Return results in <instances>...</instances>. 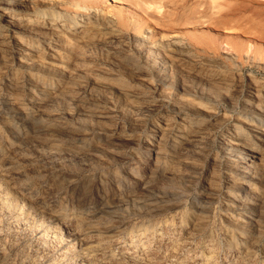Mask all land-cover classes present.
Wrapping results in <instances>:
<instances>
[{
  "label": "rangeland",
  "instance_id": "374dc122",
  "mask_svg": "<svg viewBox=\"0 0 264 264\" xmlns=\"http://www.w3.org/2000/svg\"><path fill=\"white\" fill-rule=\"evenodd\" d=\"M23 1L33 10L34 23L30 24L44 31L42 39L23 36L25 43L33 42L44 52L52 50L55 64L61 63L64 67H70L77 57L82 72L73 79L72 87L95 89L99 108L111 118L125 120L124 126L134 140L117 149L118 153L106 147L110 152L123 155L109 160L104 170L109 168L123 174L139 163L143 168L152 158V152L148 154L145 150L153 140L164 142L156 151L164 153L165 166L191 162L194 167L187 171L189 179L167 177L158 169L149 173L154 178L145 186L143 196L168 201L145 214L139 213L129 200L121 205L114 201L117 208L110 210L109 196L117 188L100 181V169L59 160L58 167L72 180L71 188L78 199L75 201L89 209L79 211L70 205L67 197L62 198V190L54 188L50 173L41 168L42 162L49 160L41 155L37 136L51 128L39 120L5 115V99H19L27 104L29 97L37 100L45 97L37 88L42 83L35 81L36 73L31 75L34 70L11 66L0 82V264H52L69 244L74 256L85 245L80 237L73 235L72 228H58L55 216L58 215L60 221L76 223L75 228L82 231L92 227L86 224L88 221L80 223L87 213L105 214L99 217L116 225L113 236L120 237V245L127 249L137 253L156 249L163 256L161 264H264V206L255 203L252 196V192L264 185V172L260 166L252 168L250 174L232 172L226 166L228 156L220 148V139L230 136L229 129L234 128L264 152V134L259 136L264 127L244 117L240 110L242 100L249 93L244 88L259 81L264 83V0ZM7 14H3V19ZM91 26H98L101 33L116 34L119 42L113 45L123 53H113L108 46L90 44L85 36L75 38L80 30ZM145 48L167 63L172 59L173 68L178 70L197 63L223 70L225 83L216 85V95L209 87H204L198 97L183 94L161 83L150 67L140 63L144 61ZM122 54L140 64L141 72H131L127 65L119 63L117 57ZM2 71L0 68V78L4 75ZM26 72L34 86L29 88L28 82L23 81L18 87L15 80ZM48 75L44 85L56 89L61 83L53 74ZM178 76H173L174 83L181 82ZM102 80H105L104 85L98 87ZM222 85L223 88L229 86L233 92V104L228 102ZM235 85L240 89H234ZM4 89L7 95L2 92ZM140 91L157 99L152 113L142 111L135 103L132 93ZM176 100L189 105L185 114L199 110L200 117L210 124L208 138L187 150L171 147L166 136L153 130L160 116L176 117ZM63 102L58 100L57 105L60 107ZM57 124L59 119H55L52 126ZM258 128H263V132ZM20 138L22 143L15 152ZM238 155L235 153L232 157L240 163L254 162L250 158L254 155L236 158ZM94 159L100 158L95 156ZM17 173L22 184L36 180L46 182L38 199L44 200L50 194L55 196L57 201L51 211L39 215L20 195L13 193L7 178ZM232 181L235 185L229 187ZM136 189L134 187L133 192ZM121 190L119 188V192ZM145 217L148 224L142 226L139 221ZM95 229L99 235L106 233L104 225ZM39 232L44 234L43 240ZM138 233H141L139 242ZM187 233L191 235L192 244L182 246L180 240ZM143 240L147 242L140 245ZM170 249H175L173 256L169 255ZM68 258L64 257V262L73 264Z\"/></svg>",
  "mask_w": 264,
  "mask_h": 264
},
{
  "label": "bare ground",
  "instance_id": "6f19581e",
  "mask_svg": "<svg viewBox=\"0 0 264 264\" xmlns=\"http://www.w3.org/2000/svg\"><path fill=\"white\" fill-rule=\"evenodd\" d=\"M6 12L8 14L3 19V14ZM32 12L33 10L30 9L27 2L23 0H0V68L3 69L2 72L4 74L1 75L0 82L4 80L5 72L11 66H15L19 70H34L31 75L36 73L35 81L42 83L37 88H40V91L45 96L42 100L29 97L27 104H23L19 99L12 101L5 99V115L10 118L18 117L39 120L47 128H51L50 130H45L41 136H37L40 141L41 155L49 160V162H42L41 168L50 173L49 178L52 181V185L55 186L54 188L62 190V198L67 197L70 205L78 208L79 211L85 208L86 210L89 209L84 207V204L75 201L78 199L74 189L71 188V185H73L72 180L67 179L69 174L58 167L59 160H65L70 165L95 166L100 169V176L102 178L100 181H107L106 185L117 188V191L111 192L109 196V203L112 204L110 210L117 208L116 205H113L114 201H117L118 205H121L120 203H124V200H129L134 208L140 210L138 211L139 213H152L159 205L167 203L166 201L168 200L157 198L156 196L154 198L143 196L145 186L154 178L149 173L153 174L155 169H158L162 175H166L167 177L172 176L182 179L185 177L189 179L190 173L187 171L194 167L193 163L181 162V164L179 163L180 165L173 163L169 167L165 166L164 153L156 151V148L160 149L164 146V142L160 141L156 143L153 140L152 145L148 146L149 148L145 150L148 154L152 152V158L143 168L139 166V163L131 171H124L123 174H119L117 171L113 172L109 168L107 171L104 170L107 162H110L109 160L123 155L122 153L116 154L110 152L106 147H112V150L116 151L132 143L134 139L130 136V131L124 126V118H111L110 114H106L99 108L97 105L98 96L97 92L94 91L95 89L72 87L71 83L73 79L79 75V72H82L77 57L74 58V62L70 67H64L61 63L55 64L52 50L44 52V49L40 50L35 47L33 42L25 43L24 39H22L23 36L44 38V31L41 28H37L35 24H30L34 23L31 16ZM75 35V38H80V36L87 37L85 39L90 41V44L108 46V50L113 53H123L113 45L119 42V37L111 32L101 33L98 26H91L89 29L80 30ZM117 60L119 63L127 65L131 72L140 71L141 65L133 61V58L127 54H122V56L117 57ZM140 63L148 68L150 67V70L154 71V75L158 76L161 83H165L167 86L179 90L183 94L197 97L202 95L201 92L204 90V87H209L213 94L216 95L215 91L218 87L216 85L225 83L226 79V74L222 72L223 70L203 63H197L194 66L185 65L182 69L178 70L173 68L174 61L172 59H168L167 63L148 48H145L144 61ZM26 73L15 80L18 87L21 86L20 84L23 81L28 82L29 88L34 86L32 82L28 81L29 72ZM48 74H53L58 82L61 83L56 89H50V87L44 85L47 84L44 78L49 76ZM174 75H179L182 79L181 82L174 83ZM62 78H64L63 81L61 80ZM104 82L105 80H102L97 86L104 85ZM221 87L225 92L228 102L233 104L235 97L232 94L233 92L230 91L229 86L223 88L222 85ZM234 89L238 90L240 87L235 85ZM244 89L248 90L249 93L240 104L242 115L257 121L258 125L264 127V83L259 81L254 85H250V87L246 86ZM4 94L7 95L8 93L5 91ZM132 96L142 111L152 113L155 110L154 105H157V99H154L146 91L134 92ZM58 100L64 101V104L60 107L57 105ZM188 106L185 102L176 100L174 101L176 117L168 114L162 115L154 122L153 130L158 131V134L166 136L171 147L176 146L187 150V147L193 146L197 142L202 143L209 136V122L204 117H200L201 111L199 110L193 111L190 115L185 114ZM55 119H59V124L53 127ZM75 129L79 130L76 131ZM262 129L258 128V131L263 132ZM229 130L230 133L228 134L230 136L220 139V148L228 156L226 166L234 173L250 174L252 168L255 166H260V169L264 172V152L260 151L258 146H254L250 140H247L245 135L242 134L243 132L234 128H230ZM263 134L264 132L259 136L263 137ZM22 140L20 138L15 145V152L18 150V146L22 143ZM116 152L118 153V151ZM235 153L239 154V157L236 158L254 155L250 157L254 162L240 163L232 157ZM95 156L100 159H94ZM7 179L11 183L13 193L20 195L21 199L39 215L51 211V207L57 201L56 197L51 194L44 200L38 199V194L46 182L39 183L36 180L32 183L22 184L20 174L18 173ZM234 185L233 181L228 184L229 187ZM134 187L137 188L135 192H133ZM119 188H122L120 192ZM252 196L255 203L263 207L264 185L259 191L252 192ZM172 200L175 201L176 199ZM102 215L105 214L96 215L95 213H87L83 219H80V223L88 221L86 224L92 227L82 231L75 228L77 227L76 223L72 224L71 222L60 221L58 215H56L55 222L58 228H72L70 231L73 232V235L82 239L85 247L73 256L70 253L72 246L69 244L63 249L62 254L56 257V260L52 264H66L64 257H69L68 259H71L73 264H82L81 262L87 264H161L164 261L163 256L159 255L156 249H148L146 252L137 253L120 245V237L113 236V230L116 225L113 222L102 220V217H99ZM260 219L261 217L259 216L258 220ZM139 223L140 225L144 223L148 224V219L145 217ZM102 225L106 228V233L99 235L95 228ZM153 230L156 232V227H153ZM140 234L136 235L138 242L141 241L139 239ZM39 237L41 240L45 238L41 232H39ZM144 241L145 243L147 242L143 240L140 242V245H143ZM180 242L182 246L192 244L191 235L187 233ZM174 251L175 249H170L169 255L173 256Z\"/></svg>",
  "mask_w": 264,
  "mask_h": 264
}]
</instances>
